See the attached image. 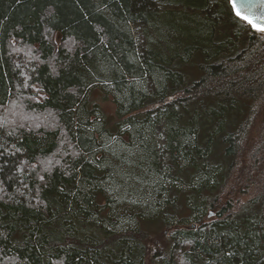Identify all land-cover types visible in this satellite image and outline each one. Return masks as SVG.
I'll return each mask as SVG.
<instances>
[{
	"label": "trees",
	"instance_id": "16d2710c",
	"mask_svg": "<svg viewBox=\"0 0 264 264\" xmlns=\"http://www.w3.org/2000/svg\"><path fill=\"white\" fill-rule=\"evenodd\" d=\"M131 24L163 46L137 52ZM98 82L111 125L129 128L99 158ZM263 109L264 33L227 0H0V264H264V144L250 133ZM103 186L133 213L172 204L118 230L126 212L110 220Z\"/></svg>",
	"mask_w": 264,
	"mask_h": 264
},
{
	"label": "rangeland",
	"instance_id": "374dc122",
	"mask_svg": "<svg viewBox=\"0 0 264 264\" xmlns=\"http://www.w3.org/2000/svg\"><path fill=\"white\" fill-rule=\"evenodd\" d=\"M222 18H226L225 15L222 17ZM222 23H225V21L223 20ZM242 29H240V38L243 37L244 33H245V28L244 27H241ZM129 31L131 32V35L133 37V40H134V43L136 45V50L137 52H141L145 47H147V45H151L153 48L154 47H159L161 46V42L162 40L160 39V37H158V35L156 34L155 32V28L153 27V25L151 24H148V25H145V26H139V25H129ZM160 32V31H159ZM161 33V32H160ZM225 31L224 29L221 30L219 33L216 32V30L214 31V37H213V34L212 35V39L213 38H218L217 37V34L219 35H224ZM153 42H156L155 44ZM231 42V41H230ZM163 46V45H162ZM161 46V47H162ZM160 47V48H161ZM226 49V47H223ZM223 50V49H222ZM185 78L188 79L191 75L190 74H193V73H196V65L194 66V64L192 65H188L186 66L185 68ZM143 90L146 92V94H152L155 90V84L153 81H151V79H149L147 77V80L145 81L144 85L142 86ZM113 90V89H112ZM89 97V100L92 102L89 104V107L92 108V105L94 107V116L97 118V120H99L101 123V129H100V133L101 134H105L104 137L102 138V140H105V145L106 146H103V145H100L98 147V150L97 152L99 151L98 153V158L100 156V154H103L104 153V149H102L101 147H104V148H110L114 145V139H115V136L120 135L122 136V139L124 140H128V131H129V128L125 126V124H120L117 126V128H114L113 126L114 125H111V122L116 118V110H117V103L115 102V99H114V95L112 94V91H111V87L108 83H96V84H93L92 87H91V92L89 93L88 95ZM263 113H264V109H263ZM264 116H258V118L256 119L255 121V124H254V127H253V130L250 132L251 133V137L252 139H255V142H259V143H262L264 144V140L261 136V132H259V123L262 122V118ZM164 123L161 122L160 124H156L152 130V141H153V147L154 149L159 152V150L164 146ZM92 133H96L95 136L97 139H100V143H102L101 141V138L98 137L99 134H97V129L94 130H91ZM121 139V141L123 142V140ZM107 142V143H106ZM256 144H259L257 143ZM264 147V145H263ZM116 148V150H115ZM115 148H111L110 150V153L108 154H112L113 153H118L119 154V151L121 150V146H119L118 148L115 147ZM118 150V151H117ZM264 150V149H263ZM105 160L108 162V165L109 164H112V162L115 160H113V157L108 155L105 151ZM115 162V161H114ZM114 164V163H113ZM263 169V168H262ZM124 169H122L123 171ZM125 171V170H124ZM129 173L131 172V170L129 169L128 170ZM260 172V171H259ZM142 181L140 180H136L135 181V184H133L134 186H141V183ZM263 182H264V178H263ZM103 192L101 193L102 195H97L96 197V202L98 203V200H99V204L105 206V205H108L110 208H111V214H110V217H111V221L113 220H116L117 219V213H121V212H126V216L123 217V219H121L119 221V224H118V230L120 229H126V227H137V222L136 220H141L143 219L144 221L146 220H151L153 221L154 219H157L160 215V211L162 209H164V207H166L167 205H171L172 204V201H167V198L166 200L163 199L161 200L159 198V205L157 207V212H155V214H145L143 213L142 215L139 213V212H130V210H132V203H126L125 204V201L124 199H121L119 198L120 195H118L115 191H111V189L107 188V186H103ZM254 192V191H253ZM253 192L251 193V195L253 194ZM249 193L248 194H245V195H242V189H240V199L245 201L248 197H249ZM108 200V202H107ZM142 203L144 204L145 201L144 200H141ZM130 204L131 207L128 208V205ZM131 208V209H130ZM160 210V211H159ZM128 215V216H127ZM188 214L186 213L185 215L183 216H186L188 219ZM127 217V218H125ZM134 220V222L132 223L131 219ZM164 220L165 222L171 224V225H168V226H175V225H178L179 224V221H177V219H170L168 217H164ZM189 220V219H188ZM187 222V226H189L191 223V221H186ZM153 224H150V230L151 231V235H154V234H157L156 233V230H160L162 233H160V235L164 237V234L166 233L167 230V227L165 224L161 223V226L160 225H156L154 223V225L152 226ZM145 226V224H144ZM134 227V228H135ZM146 229V228H145ZM147 230V229H146ZM158 237V235H157Z\"/></svg>",
	"mask_w": 264,
	"mask_h": 264
},
{
	"label": "water",
	"instance_id": "95a60500",
	"mask_svg": "<svg viewBox=\"0 0 264 264\" xmlns=\"http://www.w3.org/2000/svg\"><path fill=\"white\" fill-rule=\"evenodd\" d=\"M232 15L264 33V0H227Z\"/></svg>",
	"mask_w": 264,
	"mask_h": 264
},
{
	"label": "snow or ice",
	"instance_id": "6c2138e0",
	"mask_svg": "<svg viewBox=\"0 0 264 264\" xmlns=\"http://www.w3.org/2000/svg\"><path fill=\"white\" fill-rule=\"evenodd\" d=\"M262 30H264V29H262Z\"/></svg>",
	"mask_w": 264,
	"mask_h": 264
}]
</instances>
